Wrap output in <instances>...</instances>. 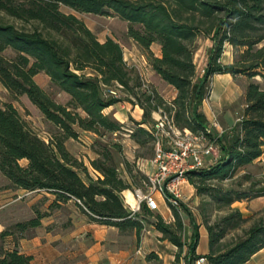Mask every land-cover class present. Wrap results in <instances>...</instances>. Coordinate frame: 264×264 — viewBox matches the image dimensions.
<instances>
[{
    "label": "trees",
    "instance_id": "16d2710c",
    "mask_svg": "<svg viewBox=\"0 0 264 264\" xmlns=\"http://www.w3.org/2000/svg\"><path fill=\"white\" fill-rule=\"evenodd\" d=\"M77 13L112 15L125 21L128 36L148 52L152 70L176 90L172 101H164L143 82L139 71L124 60L116 40L100 41ZM199 35L209 37L212 46L195 82ZM153 44L159 46V56L151 50ZM224 44L234 50L230 63L220 60ZM40 72L48 76L63 101L34 80ZM215 74L264 78V0H0V84L11 99L25 95L55 128L45 140L11 101L0 102V173L7 180L5 188L49 193L53 199L47 209L71 200L89 221L115 226L122 233L134 230L139 237L143 223L138 217L151 211L144 204L139 212L129 210L121 193L136 185L137 179L141 184L145 175L136 168L133 173L134 163L124 159L120 162L127 180L122 177L115 157L121 144L114 134L123 125L105 109L121 100L139 105L142 118L133 120L130 136L150 149L153 136L141 124L161 109L175 126L205 133L220 149L214 164L187 174L196 193L224 212L212 222L203 214L207 252L196 251L199 224L184 204L191 225L188 241L182 237L184 221L177 208L171 207L170 222L155 215L153 225L160 238L178 249L172 264L180 260L183 264L199 260L246 264L264 248V207L245 217L231 205L264 195V185L255 187L258 182L247 172L240 175L242 181L251 179L246 188L225 184L264 151V88L250 80L235 122L220 134L208 133L199 107ZM109 90L119 91L122 97ZM78 129L96 135L92 147L97 156L89 160L94 176L65 145L67 139L78 137ZM236 184L240 186L241 181ZM204 208L201 205L202 213ZM32 210L31 218L0 231V264H30L32 256L21 252L17 241L47 215L37 205ZM145 258L162 262L155 251Z\"/></svg>",
    "mask_w": 264,
    "mask_h": 264
},
{
    "label": "rangeland",
    "instance_id": "374dc122",
    "mask_svg": "<svg viewBox=\"0 0 264 264\" xmlns=\"http://www.w3.org/2000/svg\"><path fill=\"white\" fill-rule=\"evenodd\" d=\"M63 10L68 11L67 8H63ZM77 16L85 22V24L100 41L105 40L107 37L116 40L122 47L124 60L128 65L134 66L139 71L143 82L150 88L154 89L164 99V101H172L176 95V90L171 85L163 81L154 71L151 70L152 68L148 66L150 58L148 52L128 36L127 23L125 21L121 20L117 16L112 15L77 13ZM195 43L196 49L194 53V63L196 67V82L197 78L203 73V69L207 64L210 48L212 46V40L209 37L199 35ZM151 50L154 52V54L159 53L157 45H152ZM233 53V48L228 44H224L223 53L220 60L223 63L232 62ZM34 80L41 87L51 93L57 100H64L63 96L59 93H56L55 89L51 86L49 78L46 74L40 72L34 76ZM250 80L257 81L260 86L264 88V78H261L260 76L247 79V77L243 75H238L236 78H233L230 74H215L209 79L207 95L200 105L199 111L202 113L203 122L207 126L211 127L212 132L216 133V130L219 131L220 129H226L235 122L238 113L243 107V93L245 86ZM114 91L115 94L113 95L115 97H122L119 91ZM5 101H11L18 109L19 113L28 121L33 129L43 139L47 140L48 136L52 132H55L53 125L44 119L38 108L34 106L25 95H19L16 99H11L7 90L0 84V102ZM139 108L140 107L137 104H132L127 100H121L106 108L105 112H113L114 117L123 125L122 129L117 134H114L115 140L121 144L120 152L115 155L116 160L120 162L121 160L126 159L130 163H134L135 166L132 168L133 173H135L134 169L136 168L145 175V173L149 171V162L153 156V147L150 149L148 146H139L130 136L132 130L135 127L133 120L140 121L142 118L143 110L140 114ZM160 111L162 110L160 109L159 111L152 112V120L141 124V126L144 128L150 127ZM124 116L126 119L122 122L120 119ZM214 120L217 122V128L212 126V122ZM78 131V137L75 139H67L65 141V145L68 143V150L74 156L77 155L76 157L84 162V165L88 167L89 173L94 176L96 172H94L90 166L89 160L97 156L92 147L96 135L88 131L79 129ZM136 155H139V157L136 158ZM21 163H24V160L21 161ZM123 167L124 164L120 162L118 168L121 170V172ZM245 172L250 173L251 179L258 182L255 187L264 185V151L259 158L253 161L252 164L247 165L243 169L239 170L234 178L229 180L225 185L239 187L241 189L246 188L251 179L243 181L241 180L240 175ZM122 177L127 180L126 174L123 172ZM5 181H2L0 178V193H3L2 191L5 188ZM239 181H241L240 186L236 184ZM139 185L140 180L137 179V184L134 186ZM181 190L182 204H184L191 211L195 220L199 224V241L196 251L200 253L201 249L204 247L206 249L208 248L207 233L204 225L202 224L203 214L209 219V221L212 222L217 216L222 215L224 212L214 209V204L209 201L206 196L198 195L194 186L189 181L182 184ZM4 194L5 195L2 197V200L4 201L8 200L9 198H17L16 194ZM124 195L126 194L124 193ZM16 200L17 201L12 205H16L14 208L16 211H18L17 213H19L18 220H11L7 226L12 225L16 221H23L31 218L34 213H32L33 211L30 210V207H33V205H37L41 211H45L47 214L54 215V219L58 221V223H66L68 220L73 219V217H79L83 214L81 211L75 208L73 202H69L66 205L64 204L61 207H54L47 210L45 209L44 205L47 203V201L43 198V196L34 199V196L29 194ZM34 202L35 204H30ZM201 205L205 207L202 210L203 213L201 212ZM231 207L239 208L245 217L251 216L254 212L261 210L264 207V195L250 199H244L241 201L237 200L231 205ZM177 209L179 210L184 221V232L182 237L185 241H188L189 235L191 233V225L188 216L182 209V206H179ZM158 213L165 221H173L171 206H169L168 202L165 200V205L163 208L160 207V211L154 210L151 211L150 214H145L138 217L143 223L141 232L143 233L149 230L148 235L152 234L154 236L156 233L159 234L157 238L162 241L160 244H158L159 251L162 254V258L160 257L162 259L161 264H172L174 255L178 249L170 241L162 240L160 238L162 234L156 230L155 226L153 225V222L156 220L155 215ZM33 231V229H29L25 231L24 234L26 236H30ZM151 263L156 264L154 261H151ZM178 264H183V260H180ZM195 264H204V261L199 260L196 261ZM246 264H264V248L253 255Z\"/></svg>",
    "mask_w": 264,
    "mask_h": 264
},
{
    "label": "crops",
    "instance_id": "0c3cea01",
    "mask_svg": "<svg viewBox=\"0 0 264 264\" xmlns=\"http://www.w3.org/2000/svg\"><path fill=\"white\" fill-rule=\"evenodd\" d=\"M159 54L160 49L155 55L159 56ZM148 66L151 68L150 64ZM125 119L124 116L120 120L123 122ZM66 147L68 149V143ZM0 178L2 181L6 180L1 173ZM5 182L7 183V180ZM2 192L0 193V231L7 227L11 220H18L19 213L14 208L16 205H12L17 201L16 199L29 194L34 196V199L45 195L48 197L47 203L44 204L45 209L53 199V196L46 192L10 188H4ZM4 193L16 194L17 198L4 201L2 200ZM69 202L73 201L70 200L65 205ZM73 205L79 210L74 203ZM164 205V199H159V211ZM30 210L33 211L32 207ZM33 230L30 236L20 237L17 241L18 249L32 256L30 264H152L145 258L151 251H155L162 258L158 245L162 241L157 238L158 233L154 236L148 235L149 230H147L141 232L139 237L134 230L122 233L115 226L91 222L84 214L75 216L66 223H58L54 215L47 214L42 218L41 225ZM10 244L14 243L10 242ZM206 252L207 249L204 247L200 253Z\"/></svg>",
    "mask_w": 264,
    "mask_h": 264
},
{
    "label": "built area",
    "instance_id": "2783aa9c",
    "mask_svg": "<svg viewBox=\"0 0 264 264\" xmlns=\"http://www.w3.org/2000/svg\"><path fill=\"white\" fill-rule=\"evenodd\" d=\"M115 94L114 90H109ZM212 126L217 128L214 120ZM153 136V156L149 171L139 186L131 187L135 199L131 205L122 191L124 205L131 211H139L144 204L149 211L159 210V199L171 207L182 203V184L188 182L189 171H199L214 164L220 156L215 139H209L203 132L194 133L187 128L180 129L172 117L160 111L150 127H145ZM207 132L213 133L207 126ZM222 130H216L220 134Z\"/></svg>",
    "mask_w": 264,
    "mask_h": 264
},
{
    "label": "bare ground",
    "instance_id": "6f19581e",
    "mask_svg": "<svg viewBox=\"0 0 264 264\" xmlns=\"http://www.w3.org/2000/svg\"><path fill=\"white\" fill-rule=\"evenodd\" d=\"M214 95V94H213ZM216 96V95H215ZM212 97V96H211ZM125 194H126V197H127V201L131 204V205H134L135 204V199L131 193L130 190L126 189L125 190Z\"/></svg>",
    "mask_w": 264,
    "mask_h": 264
}]
</instances>
